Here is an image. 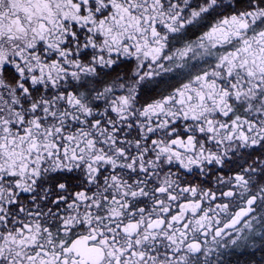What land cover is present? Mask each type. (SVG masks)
Returning a JSON list of instances; mask_svg holds the SVG:
<instances>
[{
  "label": "snow or ice",
  "instance_id": "6c2138e0",
  "mask_svg": "<svg viewBox=\"0 0 264 264\" xmlns=\"http://www.w3.org/2000/svg\"><path fill=\"white\" fill-rule=\"evenodd\" d=\"M0 264H264V0H0Z\"/></svg>",
  "mask_w": 264,
  "mask_h": 264
}]
</instances>
